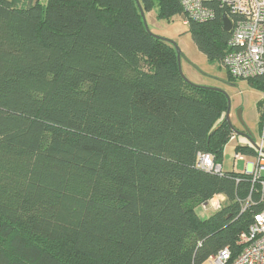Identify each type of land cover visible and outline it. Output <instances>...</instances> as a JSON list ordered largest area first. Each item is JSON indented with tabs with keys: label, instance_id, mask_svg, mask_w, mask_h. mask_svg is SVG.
I'll list each match as a JSON object with an SVG mask.
<instances>
[{
	"label": "trees",
	"instance_id": "16d2710c",
	"mask_svg": "<svg viewBox=\"0 0 264 264\" xmlns=\"http://www.w3.org/2000/svg\"><path fill=\"white\" fill-rule=\"evenodd\" d=\"M20 1L0 0V264H203L237 252L264 179L197 167L199 154L220 165L226 97L181 78L134 0ZM138 1L185 18L178 0ZM220 18L187 24L212 64L229 37ZM215 196L219 211L200 218Z\"/></svg>",
	"mask_w": 264,
	"mask_h": 264
},
{
	"label": "built area",
	"instance_id": "2783aa9c",
	"mask_svg": "<svg viewBox=\"0 0 264 264\" xmlns=\"http://www.w3.org/2000/svg\"><path fill=\"white\" fill-rule=\"evenodd\" d=\"M189 21L199 24L209 22L219 11L231 24L226 42V52L220 66L234 80L258 81L264 94V0H178ZM255 164H250L252 181L261 178L264 169L263 141L255 147ZM244 161L241 153L234 155V164ZM197 167L203 171L222 175V167L216 165L210 154H199ZM261 200L264 203V181ZM224 198L215 196L203 207L218 211ZM237 252L224 248L207 260L208 264H264V208L253 214L248 229L236 240Z\"/></svg>",
	"mask_w": 264,
	"mask_h": 264
},
{
	"label": "rangeland",
	"instance_id": "374dc122",
	"mask_svg": "<svg viewBox=\"0 0 264 264\" xmlns=\"http://www.w3.org/2000/svg\"><path fill=\"white\" fill-rule=\"evenodd\" d=\"M47 1L33 0V3L45 5ZM16 5L25 8L29 5V0H21L20 2H16ZM144 17L148 31L153 36L173 42L178 47L183 55L180 62L181 72L188 82L198 87L215 88L223 91L230 102V120L232 125L237 130L242 131L238 122L239 113L252 137L254 145L256 146L263 141L264 151L263 92L253 88L247 81L231 79L220 64L209 63L193 44L188 33V27L184 24V17L179 15L169 20L158 19L156 8L148 13H144ZM247 144H249V141L242 137L234 136L229 139L223 148L220 161L223 172L248 173V166L255 164V156L242 155L244 161L234 164V155L237 153L236 148L238 146H246ZM261 177L264 179V169L261 171ZM214 212L217 211H214L210 205L206 208L201 206L198 216L206 219ZM203 264L208 263L204 262Z\"/></svg>",
	"mask_w": 264,
	"mask_h": 264
},
{
	"label": "water",
	"instance_id": "95a60500",
	"mask_svg": "<svg viewBox=\"0 0 264 264\" xmlns=\"http://www.w3.org/2000/svg\"><path fill=\"white\" fill-rule=\"evenodd\" d=\"M138 9H139V12H140V15L142 17V20H143V24H144V28L146 30V32L150 35H152L149 31H148V28L146 26V23H145V17H144V13L141 9V6L139 4V1L138 0H134ZM220 21H221V27L223 29V31L225 33H229L230 31V27H231V24H230V21L229 19L225 16V15H222L221 18H220ZM153 36V35H152ZM155 37L156 39H159V40H162V41H165L169 44H171L173 46V48L175 49V52H176V59H177V67H178V73L179 75L181 76V78L186 81L187 83L191 84L190 82H188V80L183 76L182 72H181V68H180V62H181V59L183 58V55L182 53L180 52V50L178 49V47L173 43V42H169L168 40H163V39H160L156 36H153ZM193 85V84H192ZM195 86V85H193ZM205 89H210L212 91H216V92H219L221 94H223L225 97H226V101H227V108H226V112H225V116H224V120L223 122L227 125V127L229 128V130L231 131V133L234 135V136H237V137H242L246 140L249 141V145L250 147H253L255 149V145L252 141V137L248 131V129L245 127L242 119H241V116L240 114L238 113V122L242 128V131H239L237 130L231 123V120H230V102H229V99L228 97L225 95V93L219 89H215V88H206V87H203ZM250 174V173H249Z\"/></svg>",
	"mask_w": 264,
	"mask_h": 264
},
{
	"label": "crops",
	"instance_id": "0c3cea01",
	"mask_svg": "<svg viewBox=\"0 0 264 264\" xmlns=\"http://www.w3.org/2000/svg\"><path fill=\"white\" fill-rule=\"evenodd\" d=\"M230 119H231V116H230ZM234 137V135L232 134V136H231V138H233ZM256 147V146H255ZM250 170H251V166H248V173H246V174H249L250 173ZM234 173H236V172H234ZM203 219V218H202Z\"/></svg>",
	"mask_w": 264,
	"mask_h": 264
}]
</instances>
